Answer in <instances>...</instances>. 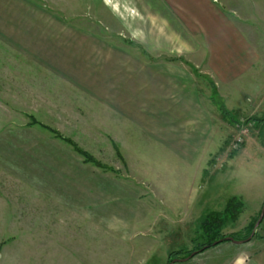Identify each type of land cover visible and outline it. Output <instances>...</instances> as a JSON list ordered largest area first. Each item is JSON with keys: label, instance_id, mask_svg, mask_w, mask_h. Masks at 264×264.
I'll use <instances>...</instances> for the list:
<instances>
[{"label": "crops", "instance_id": "0c3cea01", "mask_svg": "<svg viewBox=\"0 0 264 264\" xmlns=\"http://www.w3.org/2000/svg\"><path fill=\"white\" fill-rule=\"evenodd\" d=\"M213 1L66 0L57 9L58 0L53 7L0 0V42L40 67L46 111L69 114L53 124H68L70 136L54 129L104 165L85 163L74 151L86 166L71 170V192L124 190L137 200L145 193L151 206L169 203L166 223L176 224L183 212L163 189L173 170L190 198L185 210L198 205L223 126L236 131L211 103L208 79L228 110L255 117L264 108V86L248 96L238 81L253 68V47L238 40L237 27Z\"/></svg>", "mask_w": 264, "mask_h": 264}, {"label": "rangeland", "instance_id": "374dc122", "mask_svg": "<svg viewBox=\"0 0 264 264\" xmlns=\"http://www.w3.org/2000/svg\"><path fill=\"white\" fill-rule=\"evenodd\" d=\"M44 2L55 6L54 0ZM213 2L231 20L232 27H237L238 40H247L253 47L254 69L238 79L241 94L251 96L255 86L258 91L264 86V0ZM60 3L67 2L58 0L53 8L58 9ZM24 58L0 42V264H168L170 251L188 250L203 242L200 232L195 233L199 216L221 209L229 196L240 197L243 209L236 221L223 227L224 234L244 232L258 214L264 202V124L245 123L249 117L232 110L236 131L231 134L228 125L223 126L222 148L213 157L216 165L209 164V173L199 184L195 208L183 207L188 196L177 182L179 176L173 170L163 176L168 183L164 195L177 199L175 206L181 208L176 211L183 212L182 221L176 218V224H167L168 210L163 208L169 203L154 200L151 206L145 203V193H137L144 201L140 204L124 190L121 194L88 193L81 186L78 192H71V170H84L86 165L69 144L32 122L35 119L54 128L56 115L69 114L46 111L41 102V69ZM209 87L211 90V84ZM235 96L239 100V95ZM210 101L216 106L211 97ZM262 110L255 118H264ZM231 125L234 128V123ZM56 128L64 135L71 134L68 124ZM237 137L242 141L233 148ZM80 179L78 176L79 183ZM256 232L264 235V222ZM173 261L264 264V239L255 236L242 243L224 241L189 259L175 257Z\"/></svg>", "mask_w": 264, "mask_h": 264}, {"label": "trees", "instance_id": "16d2710c", "mask_svg": "<svg viewBox=\"0 0 264 264\" xmlns=\"http://www.w3.org/2000/svg\"><path fill=\"white\" fill-rule=\"evenodd\" d=\"M210 84H211V94H210L211 100H213V102L216 104L219 111L230 123H234V125L237 124V118H235L233 113L230 110H228L223 104L221 97L219 96L214 83L210 81ZM252 121L259 123V124H264V118H255V117L247 118L245 120V123L252 122ZM32 122L34 124H38L39 126L45 128L46 130L51 132L52 135H54L56 138L61 139L62 141L69 144L72 147L73 151H75L78 155H80L83 158V162L91 163L99 167L104 166L99 160H97L94 156H92L88 151L78 146L77 143L74 142L71 138L62 135L58 130L48 125L41 124V122H38L35 119H33ZM115 150H116L117 156L119 157L120 153L118 152V149L116 146H115ZM233 153L234 151L230 153V156H232ZM242 209H243V202L241 198L236 195H231L227 198L225 204L223 205L221 209L219 210L211 209V210L204 212L198 218V221H197L198 223L196 225V230H195L196 235L198 234V232H200V237L201 239H203V242H200V243L197 242L196 245H194V247L188 250L185 249V250L170 251L167 256V263L172 264L174 262L173 258L175 257L189 259L193 257L195 254L202 252L209 247H212L224 241H229L228 239H226V237L228 236L232 237L235 240H243L244 242L250 241L255 236L259 239L260 238L264 239V235H259L257 234L256 231L254 232L251 238H248L254 228V224L258 218L260 210L258 211V214L255 217H253V219L247 224L244 232L237 231V232L229 233L228 235L222 232L223 227L227 223L234 222L237 220ZM262 222H264V219L261 220L259 226L262 224ZM200 237H198V239H200ZM196 239L197 237H195L193 241H196Z\"/></svg>", "mask_w": 264, "mask_h": 264}, {"label": "water", "instance_id": "95a60500", "mask_svg": "<svg viewBox=\"0 0 264 264\" xmlns=\"http://www.w3.org/2000/svg\"><path fill=\"white\" fill-rule=\"evenodd\" d=\"M262 219H264V203H262V206L260 208V212H259L258 218H257V220H256V222L254 224V228H253V230H252V232H251V234L249 235L248 238H251L253 236L254 232L256 231V229L259 226V224H260V222H261ZM226 239H228L229 241L235 242V243H242V242H244L243 240H235V239H233L230 236L226 237ZM169 264H171V263H169Z\"/></svg>", "mask_w": 264, "mask_h": 264}, {"label": "built area", "instance_id": "2783aa9c", "mask_svg": "<svg viewBox=\"0 0 264 264\" xmlns=\"http://www.w3.org/2000/svg\"><path fill=\"white\" fill-rule=\"evenodd\" d=\"M241 141H242L241 138L239 137L235 138L234 142L232 143L233 148H236Z\"/></svg>", "mask_w": 264, "mask_h": 264}]
</instances>
